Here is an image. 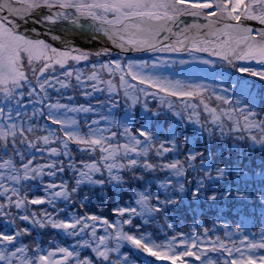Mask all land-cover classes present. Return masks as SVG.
<instances>
[{"label": "snow or ice", "instance_id": "snow-or-ice-1", "mask_svg": "<svg viewBox=\"0 0 264 264\" xmlns=\"http://www.w3.org/2000/svg\"><path fill=\"white\" fill-rule=\"evenodd\" d=\"M182 17H192L194 22L186 24ZM29 23L48 26V34L53 26L65 23L72 26L66 30L87 28L123 52L207 53L239 73L264 81V70L235 63L264 65V0H0V264H129L128 254H121L124 243L167 264H219L209 253L226 254L223 264H264V254H256L264 249V229L257 242L243 235V225H237L234 231L242 238L230 240L229 246L219 236L206 243L208 227L203 234L195 227L191 235L176 231L159 242L150 234L124 227L139 229L135 218L147 224L162 216L173 229L170 218L185 200L190 207L227 202L238 212L252 205L264 215V115L255 109L247 83L238 82L240 93L233 102L215 91L209 94L203 84L144 74L146 63L97 62L85 72L75 65L93 55L107 56L110 50H81L53 35V40L64 44L57 48L38 38L36 27L26 28ZM193 60L214 65L201 57ZM129 77L137 83H130ZM67 89L80 90L84 97L106 93L112 109L119 107L122 91L125 111L119 119L97 114L98 118L81 122L79 114H95L96 109L91 104L62 103V90ZM49 90L60 96L54 98ZM149 97L158 99L176 118V129L170 127L164 139L149 126L148 122L162 115L149 106ZM213 98L219 104L213 105ZM137 106L146 119L133 127ZM181 131L185 132L183 140ZM192 137H198L195 145L190 143ZM70 145L89 159L76 160ZM37 153L47 161L36 163ZM172 153L176 157L168 160L167 154ZM68 171L73 176L71 186L53 180L43 184L45 195H30L33 185L29 182ZM249 174L260 175L259 184L250 181ZM145 181H154L155 191ZM137 183L143 190H135ZM82 185L133 190L134 199L130 198L129 206L113 209L120 218L115 222L94 214L59 219L58 213L30 208L45 204L55 208L60 199L69 202ZM88 199V195L82 197L83 202ZM18 221L26 222L25 226ZM218 223L214 221V226ZM28 225L62 231L77 238L76 244L70 250L45 248L35 239L25 243L23 238L32 236ZM100 226L104 234H99ZM224 235L230 237L228 231ZM77 249H90V255L81 256Z\"/></svg>", "mask_w": 264, "mask_h": 264}, {"label": "rangeland", "instance_id": "rangeland-1", "mask_svg": "<svg viewBox=\"0 0 264 264\" xmlns=\"http://www.w3.org/2000/svg\"><path fill=\"white\" fill-rule=\"evenodd\" d=\"M194 21V20H193ZM193 21H189V23H192ZM64 27H66V23L62 24ZM81 49V48H79ZM104 48H96V49H81V50H86L90 52H95L99 51ZM187 51H180L176 52L181 54L182 56H185ZM156 54V55H155ZM166 54H171V52H154L149 55H141V54H136V55H131L134 56L135 59L131 60H122V59H127L126 57H119L122 64L127 65L128 63H134V64H143L146 63L148 64V68L142 69L144 74H153L155 76L159 77H167L169 79L173 80H181L187 84H203L207 86L209 89V94H211L213 91H215L218 94L225 95L230 97L233 102L235 101L236 97L240 93V87L238 82H246L247 85L250 87L251 90V96L250 99L253 102V105L255 106V109L261 113V115H264V81H260L258 77H251L248 76L246 73H239L236 71L234 67L228 66L225 63L221 62L218 60L216 57H210L207 55V53H197V55H191V56H185L181 59H176L174 57H167L164 59L156 60L158 56H163ZM184 54V55H183ZM195 54V53H194ZM199 54V55H198ZM204 54V55H203ZM111 54L107 56H101V57H96L95 55L91 56L89 61H82L79 64H76L75 67L79 68L85 72H88L90 70V66L92 63H97L101 62L102 59L104 58H111L108 57ZM155 55V59L152 57L150 61H142L140 62V58H145L143 56H150ZM126 56V55H124ZM201 57L203 59H209L214 61V65L209 66V65H203L199 63L196 60H193V57ZM100 58V59H98ZM136 60V61H135ZM181 60L188 61V63L185 64H180L179 62ZM104 61V60H103ZM105 60L104 62H106ZM125 62V63H124ZM74 63V62H72ZM236 66L237 67H249L254 70H264V65H259L255 61H236ZM155 64L156 67H152V65ZM177 69V70H176ZM176 70V71H175ZM105 78L107 77V74L105 73ZM129 82L132 84H136V81L131 80V78H128ZM115 81L119 83V78L118 76L115 77ZM73 84H75V80L73 79L72 81ZM138 87H147L146 85H137ZM235 86V88H234ZM227 88L228 91L225 92L224 89ZM51 95L54 98H57L60 96V94L56 93L55 91L49 90ZM149 92L155 91V89H148ZM63 92V97H61V102L62 103H69L73 105H79L83 104L85 106H88L91 104L95 109L96 113H88V114H79L78 118L80 119L81 122L88 120L90 121L91 119H96L98 118L97 114H110V118H116L119 119V112L121 111L120 107L123 108L125 111V101L123 97V92L121 91L119 97L117 98L119 100V107L112 109L111 106L107 103L106 101V93H94L93 96L90 97H84L80 94V90H74V89H67V90H62ZM162 95V94H158ZM72 96V100L66 99V97ZM175 99V98H172ZM97 101H104L105 103L103 105H100L97 103ZM212 104L216 105L219 104V102L215 101L214 98L212 100ZM149 106L153 110L160 111L162 115L157 119L153 118V120L149 123V126L151 127V130L156 133L160 139H164L165 135L167 134V130L165 129V125L168 124L169 118L173 117L170 112L167 111V109L159 104L158 99H153L152 97H149ZM136 113L138 114L139 119L136 120V124L138 127L140 122L142 120H145L146 118L143 116L140 110V106H137L135 109ZM175 120L176 118L173 117ZM41 124H44L45 126H49L46 121L41 120ZM177 124V123H176ZM102 126L106 127H112V130H117L115 127L107 125L105 122H102ZM55 127V126H52ZM135 127V125H134ZM191 132V126H189L188 133L190 134ZM180 139L183 140L182 135H185L184 131L180 132ZM197 137H194V142L196 143ZM123 142V140H121ZM71 149H75L76 151L73 152V155L76 160H81V159H89V155L85 153H81L77 151L76 145H70ZM38 159L36 163H44L47 161V157L45 156L44 160H40L39 157L41 154L37 153L36 154ZM176 157V153L172 154H167L168 160L173 159ZM179 158H183V155L181 154ZM60 159H63V157H60ZM152 159H157L154 155L152 156ZM256 160L259 162V153L256 155ZM144 175H148L147 173H144ZM160 176H163L164 173H159ZM248 179L250 181H254L257 184H259V181L261 180V176L258 174H249ZM55 181L56 183H60V181H67L68 184L71 186L73 184V176L71 171H68L66 173H58L56 177H49L45 176L42 178V180H38L35 182H29L30 184L33 185V191L30 195H35V196H43L45 193L43 192V184L51 181ZM151 182L153 184V191H155V182L154 181H145V183ZM135 190H143L140 187V184L137 183L135 185ZM133 190L125 189L123 191L117 190L113 185H109L103 189L99 188L98 186H93V185H82L81 190L78 194H73L71 201L65 202L63 199H60L56 202V207L53 208L52 206L45 204V205H32L30 208L33 211L40 212L41 210L46 209L48 212H55L58 213V218L59 219H72L75 217H78L79 213H86L85 209L81 207V204H85L88 209H91L94 211V213L91 214H97L95 213V210L97 209L98 206H103V210L107 211L109 206H111L112 203H115L117 205H114V208L116 207H126L131 204V199H134L132 196ZM84 195H88L89 199L87 202L82 201V197ZM108 198H112L113 200L109 201ZM113 205V204H112ZM205 207L203 209L204 212L212 213V217L217 218L220 216H224L223 214H228L231 215L232 220H238L239 224H243L245 219L252 218L253 223L256 222H262V229H264V215H261L262 210L258 207H253L252 205H249L247 208L246 212L240 211L238 212L236 208H233L230 204L227 202H217L216 204H210L205 203V204H197L193 207H190L188 204V201L185 200L183 207L178 211L175 215L171 216V220L173 221V225L176 224V220H179L180 218L183 217V219L189 218V216H193L191 213H194L197 210H202L199 207ZM214 206V207H213ZM213 207V208H209ZM61 209L63 211H61ZM15 211V210H13ZM189 215V216H188ZM102 217L101 215H98ZM197 216V215H194ZM193 216V217H194ZM191 217V218H193ZM120 219L119 217L115 216V220ZM115 220L113 222H115ZM26 222H20L18 221V224L20 226H25ZM135 224H139L141 227L139 229L131 226H124L126 231H131V232H137L140 230V232H144L146 230L149 233H154V232H159V231H165L167 222L164 220V218L157 217L156 219L152 220L150 223L145 224L141 218L137 217L134 219ZM3 227V221L0 220V228ZM29 228H32L31 225H28ZM257 233V228L254 227L252 230V233H255V235H251V237L248 235L250 240H255L259 241L260 240V235L259 233L261 230ZM99 234H104L103 233V227L100 226L99 228ZM161 233V232H159ZM230 237H227L229 239L233 238H240L238 234H234L233 232H229ZM43 234L45 235V238L43 236L40 237V235ZM152 235V234H150ZM256 236V237H255ZM81 238H86V237H81ZM32 239H35L36 241L40 242L42 247L48 248V247H55V246H61V247H68L70 250L72 249L73 245L76 244V239L74 237L66 236L62 231L55 230L49 228L45 229H39V228H32V236L31 237H25L23 238L25 243H31ZM206 243L209 239H205ZM51 242V243H49ZM210 246V244L208 245ZM81 252V256L90 255V249H77ZM123 250L129 251L130 254L129 256V264H137L138 260H141V262L146 263V264H167L166 261H156L155 258L149 257L146 254L139 252L138 250L132 248L131 245H128L127 243H124V245L121 247V253H123ZM257 255H262L264 254V249H258L256 250ZM213 253H209L208 257L212 258L214 261H219V264H223V261L227 259L226 256H221L215 257L212 256ZM94 258V257H93ZM191 264H199V262L192 261Z\"/></svg>", "mask_w": 264, "mask_h": 264}, {"label": "trees", "instance_id": "trees-1", "mask_svg": "<svg viewBox=\"0 0 264 264\" xmlns=\"http://www.w3.org/2000/svg\"><path fill=\"white\" fill-rule=\"evenodd\" d=\"M185 54H186L185 56L197 55V53L194 54V53H189V52H186ZM155 55H151V57L150 56H143L145 58H140V62H142V61H144V62L145 61H150V59L152 57L155 59V57H156ZM185 56H182L181 54L176 53V52H171V54H169V55L166 54V55H163V56L156 57L157 58L156 60H160L161 58L165 60V58H167V57H174L176 59H181V58H183ZM108 57H111V58H104L102 60L100 58H98V59H100L101 62H104L105 60H107V61L120 60L119 57H126L127 58V59H122L123 61L124 60H128V59L129 60L135 59L134 56H124V55H118V54H111ZM120 109H121V111L119 112V117H121L123 115V113H124V111H123L124 109L121 108V107H120ZM138 119H139V117H138V114H137V119L136 120H138ZM169 119L170 120H169L168 124L165 125V129L167 131H168V129L170 127L172 129H176V123H177L176 120L173 117H171ZM136 120L133 122V127H134V125H135V127L137 126V124L135 123ZM184 136L182 135L183 139H184ZM197 139H198V137H197ZM190 143L192 145H195L194 137L191 138ZM72 151L75 152L76 150L72 149ZM183 158H180V159H183ZM108 200L111 201L113 199L112 198H108ZM112 204H111V206H109L107 211L103 210V208H102L103 206H101V205L98 206L97 209L95 210V213H97L98 215H101L104 218H108L111 222H113L115 220V215L113 213V209H114V205H117V204H115V203H112ZM81 207L83 209H85L86 213H79L78 216L89 215L92 212L94 213V211H92L91 209H88L87 206L85 204H83V203L81 204ZM213 207H209V208L211 209ZM199 208H201L202 210L201 211L197 210L194 213H191L193 216L194 215H197V216L193 217V216H189L188 215L189 218H187L186 220L183 219V217L180 218L179 220H176V224L173 225V229L174 230L173 229H169L166 226L165 231H159L161 233H159V232L158 233L157 232L149 233L146 230H144V232L147 233V234H152L153 239H156L159 242V241L165 239L166 236L174 235L176 231L184 232V233H187V234L191 235V230H192L193 227H195L198 232L203 234V229L205 227H208L210 229V232L208 234V237L205 238V239L214 240L217 236H219L221 239H224L226 242H229L230 240H237L238 241V238H233V239L227 238L224 235L225 231L233 232L234 234H238L240 236V238H242V234L237 233V232L234 231V229L237 227V225H243L245 227V232L243 233V235H249L250 237H251L252 234H255V233H252V230H253L254 227L257 228V233L260 231V229H262L261 227H262L263 223L261 221L253 223L252 218H249V219H245L243 224H239L238 220H234V221L232 220V218H231L232 216L231 215L223 214L224 216H220V217L214 218V217H212V213L208 214V212H204L203 211V209L205 207L202 206V207H199ZM97 214H95V215H97ZM191 217H193V218H191ZM217 220L219 221V223L215 224V226H214V221H217ZM169 222H171L173 224V221L171 219H170ZM225 224L228 225L227 229H225L223 227V225H225ZM138 231L140 232V230H138ZM133 233H135V232H133ZM41 236H43L45 238V235L41 234L40 237ZM229 246H231L230 242H229ZM122 252L123 253H121V254L132 255L127 250H123ZM86 255H88V254L86 253ZM212 256H217V257L220 258L221 256H226V254L213 253ZM137 264H146V263H143V262H141V260H138Z\"/></svg>", "mask_w": 264, "mask_h": 264}, {"label": "water", "instance_id": "water-1", "mask_svg": "<svg viewBox=\"0 0 264 264\" xmlns=\"http://www.w3.org/2000/svg\"><path fill=\"white\" fill-rule=\"evenodd\" d=\"M186 24H190L189 21H193L194 18L192 17H182L181 18ZM85 24H90L89 21H82ZM194 22V21H193ZM192 22V23H193ZM254 24V22H249ZM28 29H31L32 27H36L40 35L38 38L44 39L46 42L52 44L54 47L57 48H63L64 44L61 42L60 39L53 40L52 36H59L63 40H66L69 42L70 45H74L77 48L82 49H95V48H107L110 50L111 53L114 54H122V55H133V54H150L153 53L152 51H128L123 52L121 49L114 47L111 42L107 41L106 37H103L102 34L96 33L95 31H89L87 28L83 32L81 30L76 29L75 31L72 30H66L71 29V25L66 24V27L63 25L53 26L51 33H49V27L48 26H40V25H33L29 23L25 26ZM33 36H35V33H30ZM93 37H98V39H93ZM174 39V37H173ZM162 43H170V41H162Z\"/></svg>", "mask_w": 264, "mask_h": 264}]
</instances>
